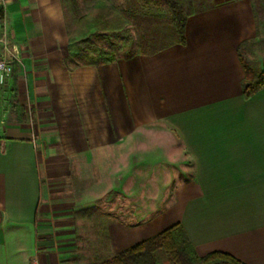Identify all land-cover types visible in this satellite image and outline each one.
Returning a JSON list of instances; mask_svg holds the SVG:
<instances>
[{"label": "crops", "instance_id": "1", "mask_svg": "<svg viewBox=\"0 0 264 264\" xmlns=\"http://www.w3.org/2000/svg\"><path fill=\"white\" fill-rule=\"evenodd\" d=\"M254 30L251 0H218L188 16L184 43L72 66L62 0H6L0 264H60L74 210L110 192L115 251L179 222L201 255L264 264V87L244 98L239 56ZM124 192L147 197L131 222Z\"/></svg>", "mask_w": 264, "mask_h": 264}, {"label": "rangeland", "instance_id": "2", "mask_svg": "<svg viewBox=\"0 0 264 264\" xmlns=\"http://www.w3.org/2000/svg\"><path fill=\"white\" fill-rule=\"evenodd\" d=\"M184 1L188 11H196L209 7L218 0ZM63 7L68 35L73 40V45L92 48L90 52L84 51L85 60L87 56L91 59H105L150 52L179 38L172 22V11L166 0H63ZM251 7L254 35L241 43V54L252 73L256 74L262 69L264 62V0H251ZM98 15L106 17L113 25V29L108 31L98 29L93 21ZM66 58L72 65L82 60L76 50L68 51ZM151 175L146 173L144 177ZM148 181L141 182L145 188L138 190L139 193L153 192L152 188H148L152 182ZM88 183L85 182L86 185ZM90 183L93 184L92 181ZM134 183L135 186L140 181L135 180ZM78 184L82 190L84 182L80 180ZM128 194L124 192L121 198L124 209L122 215L124 221L131 222L132 214L126 210H130L132 204L140 205V202L147 197H132ZM97 199L90 206L75 209L72 217L68 219L70 223L66 231H69V237L58 241L60 251L56 250L62 256L60 264H96L105 256L116 255L154 236L140 240L123 250L115 251L108 222L111 217L120 216L115 211L120 200L114 192ZM116 202L117 207H115ZM156 264H169L165 251L156 252Z\"/></svg>", "mask_w": 264, "mask_h": 264}, {"label": "trees", "instance_id": "3", "mask_svg": "<svg viewBox=\"0 0 264 264\" xmlns=\"http://www.w3.org/2000/svg\"><path fill=\"white\" fill-rule=\"evenodd\" d=\"M166 3L172 11V22L179 36L175 42L184 43L186 20L195 10L188 11L184 0H166ZM93 21L95 26L100 30L108 31L113 29V25L102 15L96 16ZM69 42L68 51L71 52L76 50L77 54L82 59L74 65L110 62L117 58L91 59L87 56V60H85L86 54L84 51L90 52L92 48L89 46L82 48L73 45V40L70 36ZM241 48L242 44L239 46L240 60L245 71V77L242 82V93L244 98H249L264 87V62L262 64V69L258 73H252L242 57ZM66 62L72 65L68 62L67 58ZM157 251H165L168 256L169 264H247L226 251L213 250L203 255L199 254L189 239L184 227L179 222L116 255L103 257L96 264H156Z\"/></svg>", "mask_w": 264, "mask_h": 264}, {"label": "built area", "instance_id": "4", "mask_svg": "<svg viewBox=\"0 0 264 264\" xmlns=\"http://www.w3.org/2000/svg\"><path fill=\"white\" fill-rule=\"evenodd\" d=\"M6 0H0V6L4 5ZM11 65L9 60L4 56H0V78L7 76L11 72ZM33 264H38L37 260H34Z\"/></svg>", "mask_w": 264, "mask_h": 264}]
</instances>
